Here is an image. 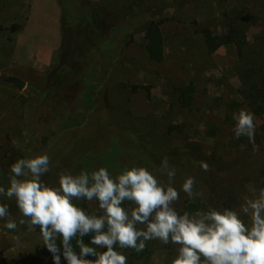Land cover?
Listing matches in <instances>:
<instances>
[{"label":"rangeland","instance_id":"374dc122","mask_svg":"<svg viewBox=\"0 0 264 264\" xmlns=\"http://www.w3.org/2000/svg\"><path fill=\"white\" fill-rule=\"evenodd\" d=\"M84 1L0 0V186H9L10 166L17 159L47 153L51 171L44 179L50 184H57L61 169L78 174L106 167L115 174L124 166H145L158 174L168 157L177 172L175 187L179 190L192 176L201 193L189 201L180 191L176 207L181 211H195L189 209L192 202L197 209H238L250 188H264V112L254 111L242 92L244 70L264 66V0H88L111 13L108 23L117 20L109 23L101 49L94 47L99 40L94 32H86L81 44L87 52L69 59L61 54L64 34L69 42L73 24L78 32ZM58 6L60 45L48 64L35 66L17 52L26 56L54 35ZM28 17L32 29L20 39ZM232 18L247 29L245 55L235 44L207 52L203 30L223 32ZM157 19L163 21L161 61L148 56L143 30L145 22ZM62 65L72 67L64 74L72 81L69 86L58 76ZM8 74L24 79L25 87L8 82ZM189 84L193 99L184 106L176 88ZM58 91L61 98L56 99ZM242 107L255 114L254 145L234 137L233 113ZM201 161L209 171L200 167ZM89 206L92 211L96 207L94 202ZM9 218L18 227L8 230L7 220H0V264H53L51 255L36 254L44 243L39 230L20 225L18 210ZM176 247L155 240L140 257L122 252L128 264H171Z\"/></svg>","mask_w":264,"mask_h":264},{"label":"clouds","instance_id":"9594fccd","mask_svg":"<svg viewBox=\"0 0 264 264\" xmlns=\"http://www.w3.org/2000/svg\"><path fill=\"white\" fill-rule=\"evenodd\" d=\"M233 120L234 137H246L254 145L255 114L242 107ZM50 164L47 153L17 159L10 166L9 186H0V196L15 201L20 225L39 228L53 264H128L121 250L139 253L155 240L177 246L171 264H264V188H250L238 209L208 205L181 211L176 207L180 191L189 201L201 193L192 176L179 190L175 187L177 172L168 157L158 174L145 166H124L115 174L106 167L78 174L61 169L57 184L44 179ZM200 167L210 170L204 161ZM77 201L94 202L96 207L89 212ZM9 217V205L0 203V220H7L5 227L15 231L17 222Z\"/></svg>","mask_w":264,"mask_h":264},{"label":"trees","instance_id":"16d2710c","mask_svg":"<svg viewBox=\"0 0 264 264\" xmlns=\"http://www.w3.org/2000/svg\"><path fill=\"white\" fill-rule=\"evenodd\" d=\"M80 7H81L80 10L81 12L79 14L78 20H76V23L78 24L77 25L78 32L74 31V24L71 23L73 24V27L70 28L71 31L70 33L71 35L69 36L70 40L69 42H67V37H66L67 33L65 31L64 34L65 37L63 38V42H62L61 54L64 57H69V59H76L81 56L83 57V54L87 52V48L83 49V46L81 44L82 39L85 40L86 32L88 34L94 32V35L97 36V38L99 39L94 42L95 44L94 47L96 49H101L102 42L108 37V34L110 32V28H111L110 24L114 25L115 21L117 20L114 19V21H112V23L109 22L110 23L109 24L108 21L112 19L111 13H109V11L107 10H104L102 7L95 9L88 0H85ZM245 13L249 14L246 11ZM162 22H163L162 19L150 20L145 22L143 27V30L145 31V37L147 40L146 51L148 53V56L152 60H156V61H161L164 58V38L161 30ZM202 35L205 43V49L207 52H213L218 47L224 44H235L237 46L239 55L240 56L245 55V48L247 46V29L241 22L237 21V19L232 18L228 24L227 30L223 32L216 33L209 28H205L202 32ZM89 37L90 35H87V38ZM65 46L66 47L70 46V47H68L66 50ZM72 46L77 48L73 49ZM77 51H79V53ZM76 52L78 54H76ZM71 70L72 67H67L65 65L60 66V70L58 71V76L60 77V81L64 80V82L67 83V84L66 83L63 84V86L64 85L69 86L70 84H72L71 80L66 81L64 77L65 72L66 71L69 72ZM242 76L246 83V85L242 88V92L248 104L256 112H260V113L264 112V66L254 65V67H248L244 70ZM47 89L48 88L44 89V91H41L43 93L41 96L45 95ZM193 91H194V87L192 84L176 88L178 98L181 101L182 105L189 106L191 104L193 99ZM58 94L59 91L57 93L56 99L61 98L60 95ZM62 97H65L64 93ZM245 157L246 156H243L242 159H244ZM235 165L236 163L235 160L233 159L229 167L233 168ZM223 169L226 168H221V170ZM0 203L9 205L10 213H14L18 210L14 200H8L7 198L4 199L2 198L0 199ZM77 203L81 207H83L86 211L89 212L92 211L88 202L77 201ZM190 207H192L193 210L197 209V207H195L193 202L190 203L189 209ZM37 229L39 230V228ZM84 240L85 243H89L90 238L86 236L84 237ZM57 243H59V239L57 240ZM73 243L75 242L73 241ZM125 250H129L130 255L134 257H140L148 253L147 247L144 251L139 253H137L132 249H124L121 251H125ZM76 251L78 252L79 249L77 248ZM36 254H38L41 258H45L50 255L49 252L46 250L44 243L36 251ZM88 258L93 259L92 257H88ZM62 264H66V261H62Z\"/></svg>","mask_w":264,"mask_h":264},{"label":"crops","instance_id":"0c3cea01","mask_svg":"<svg viewBox=\"0 0 264 264\" xmlns=\"http://www.w3.org/2000/svg\"><path fill=\"white\" fill-rule=\"evenodd\" d=\"M58 2V1H57ZM56 26L54 27V35L49 38L47 42H41L39 45H37L35 48L30 49L26 56L25 54L21 56V51L17 52L18 56H20L23 59L28 58L29 62H32V59L34 60L35 66H40L42 62L44 64H48L53 56V53L56 49H58L60 42H61V9L58 6L56 9ZM31 22L32 17H28L26 20V23L23 26V32L19 35L20 39H23V35L25 34L24 31L31 28ZM30 26V27H29ZM22 41V40H21ZM19 46V43H18ZM35 53V57L32 58V53Z\"/></svg>","mask_w":264,"mask_h":264},{"label":"water","instance_id":"95a60500","mask_svg":"<svg viewBox=\"0 0 264 264\" xmlns=\"http://www.w3.org/2000/svg\"><path fill=\"white\" fill-rule=\"evenodd\" d=\"M6 80L19 88H24L26 85V81L15 74L6 75Z\"/></svg>","mask_w":264,"mask_h":264}]
</instances>
